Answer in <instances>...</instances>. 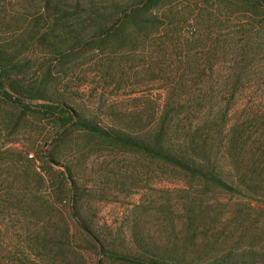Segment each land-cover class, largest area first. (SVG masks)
Listing matches in <instances>:
<instances>
[{"label":"rangeland","instance_id":"1","mask_svg":"<svg viewBox=\"0 0 264 264\" xmlns=\"http://www.w3.org/2000/svg\"><path fill=\"white\" fill-rule=\"evenodd\" d=\"M11 5L10 28L0 30V69L7 73L0 88L11 95L0 96V264H135L101 255L99 242L142 254L146 240L179 237L186 259L176 264H198L226 246L264 247V197L195 180L142 148L81 125L62 130L61 101L102 127L145 125L156 109L151 95L163 109L166 81L146 67L151 49H131L118 36L96 42L97 50L70 41L49 49L27 41L33 1ZM249 44L258 51L253 64L264 63V38ZM250 77L264 81L258 71ZM32 88L44 98L31 100ZM247 94L264 98V84ZM22 156L43 176L40 190Z\"/></svg>","mask_w":264,"mask_h":264},{"label":"trees","instance_id":"2","mask_svg":"<svg viewBox=\"0 0 264 264\" xmlns=\"http://www.w3.org/2000/svg\"><path fill=\"white\" fill-rule=\"evenodd\" d=\"M32 1L36 19L29 25L32 36L27 41L37 40L56 51L69 41L97 50L96 42L118 36L121 45L131 49H151L146 67L154 78L166 81L163 109L151 95L156 109L143 126H97L61 101L57 107L66 114L62 130L81 125L142 148L195 180L233 194L264 197V98L247 94L251 85L264 84L250 77L257 71L263 76L264 63L253 64L258 51L249 47L252 37L264 38V0ZM11 11V0H0V30L10 28ZM260 48L264 53V45ZM6 75L0 69V84ZM31 91V100L44 98ZM0 96L11 100L5 89L0 88ZM32 105L54 107L35 101ZM20 161L36 185H42L40 190L43 176L23 156ZM191 241L195 243V237ZM183 243L179 237L172 242L146 240L142 254H131L99 242L98 251L129 263L176 264L186 259ZM216 243L221 245L218 239ZM198 264H264V247L226 246Z\"/></svg>","mask_w":264,"mask_h":264}]
</instances>
